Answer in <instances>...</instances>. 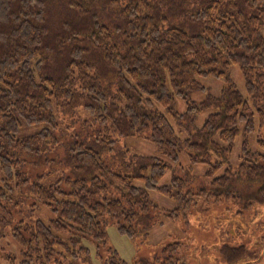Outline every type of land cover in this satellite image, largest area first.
Masks as SVG:
<instances>
[{"label":"trees","instance_id":"1","mask_svg":"<svg viewBox=\"0 0 264 264\" xmlns=\"http://www.w3.org/2000/svg\"><path fill=\"white\" fill-rule=\"evenodd\" d=\"M232 65L256 111L231 81L219 95L190 100L192 124L216 109L182 141L192 163L210 164L211 184L196 198L181 189L184 178L159 185L168 168L159 156L114 151L115 134H142L176 156L180 138L161 107L173 114L177 96L203 88L200 77L230 80ZM241 123L237 169L218 174ZM256 126H264V0H0V224L14 223L21 264H67L90 251L85 239L106 242L109 220L132 239L147 234L158 208L150 190L176 197L172 217L202 197L264 204V153L248 140ZM111 153L115 168L104 158ZM28 196L53 217L14 219ZM181 246L165 245L161 264H184ZM221 252L236 263L247 250L225 244Z\"/></svg>","mask_w":264,"mask_h":264},{"label":"rangeland","instance_id":"2","mask_svg":"<svg viewBox=\"0 0 264 264\" xmlns=\"http://www.w3.org/2000/svg\"><path fill=\"white\" fill-rule=\"evenodd\" d=\"M228 73L230 80L225 77H200L203 88L194 89L187 96V99L177 96L173 104V114L161 107L180 138L176 156L164 154L155 142L145 138L142 134L136 136L115 134L116 146L114 151H126L128 158L134 155L159 156L168 164L166 173L159 185H172L174 176L184 178L185 182L181 189L184 192L192 191L196 198L198 190L211 184L212 176L206 175L210 164L192 163L182 141L200 127L209 114L215 112L216 109L210 108L201 111L192 124L184 115L188 110L190 100L201 101L207 94L219 95L222 88L231 81L235 88L242 92L244 99L250 101L253 111H256L248 97L245 80L239 66H230ZM80 112L82 117L91 118L84 111L80 110ZM79 123L80 121H77L73 126L78 128L80 127ZM243 125V123L240 124L241 130L235 139L233 149L228 154V159L218 174L226 168L234 171L237 169L243 155L245 138L244 130H242ZM248 140L251 150L264 153V145L260 142V140H264V126H256L255 130L248 136ZM58 151H62V146L58 147ZM104 158L111 167L115 168L118 164L115 163L116 160L112 153L104 154ZM217 158L214 156L212 162ZM44 169L46 167L41 170ZM59 175V173L53 175V180ZM49 179L46 178L45 183H48ZM137 184L141 185L142 183L138 181ZM172 188L177 190L178 186L174 185ZM114 192L115 189L111 188L110 193ZM149 193L152 204L158 208L154 209L153 212L156 222L147 234L142 232L132 239L119 231L114 220H109L106 227L107 238L105 243L97 244L85 239L84 243L90 251L84 252L78 258L64 259V261H67V264H118L114 257L116 255L125 264H142L143 260L161 264L165 258L162 248L168 243L179 241L182 246L178 254L182 256L184 264H264V204L256 203L248 209H243L241 201L237 199L215 203L202 197L197 202L196 200L193 202L186 215L179 214L172 217L169 216L168 211L177 207L178 200L176 197L158 190H150ZM22 202V205L14 211V219L24 218L28 221H35L38 218L53 217L50 207L39 203L31 196ZM32 203L36 205L31 206ZM13 224H0V264H21L22 248L12 236ZM225 244L235 247L244 245L247 250L245 257L236 263H229L221 252ZM114 251H117L118 255ZM11 257H13V261L10 260ZM50 264L62 263L54 259Z\"/></svg>","mask_w":264,"mask_h":264}]
</instances>
